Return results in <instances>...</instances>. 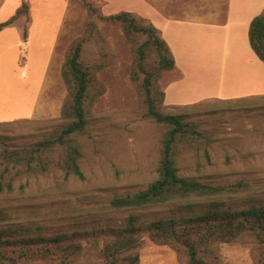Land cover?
Listing matches in <instances>:
<instances>
[{"label": "rangeland", "instance_id": "rangeland-1", "mask_svg": "<svg viewBox=\"0 0 264 264\" xmlns=\"http://www.w3.org/2000/svg\"><path fill=\"white\" fill-rule=\"evenodd\" d=\"M113 1L114 7L121 6L125 8L122 11L146 22L150 21L127 8L140 4L169 16L215 23L225 21L228 8L227 0ZM103 4L100 0H69L63 29L48 65L46 53L51 38L41 36L42 25L49 15L57 25L63 9L59 0L54 8L41 3L31 52L24 47H7L17 39L14 32L0 41V123H10L0 126V139L6 138L13 146L39 139L41 129L60 122L68 96L61 69L70 47L83 36L88 23L96 22L105 42L93 41L87 47V58L98 59L101 50L112 54L110 66L99 74L106 93L95 106L92 124L82 138L83 179H67L59 170L30 174L16 182L13 192L0 193V208L13 222L32 224L46 236L78 235L74 240L83 248L79 264H102L98 250L112 239L110 231L126 227L130 217L147 224L196 216L215 206L236 211L264 207V96L163 106L167 115H184V123L198 134L197 143L180 149V175L222 187V193L194 196L156 208L112 206L113 201L145 190L158 178L166 128L147 118L131 77L133 46L120 24L99 19ZM6 16L7 12H2L0 20ZM19 21L16 25H22L24 31L27 21ZM24 58L28 61L26 74V64L21 62ZM175 71L163 74V89L178 78ZM232 80L237 86L239 81ZM198 81L194 77L187 79L183 98H196L215 88L206 80ZM140 237V264H183L176 251L152 242L147 232ZM258 247L250 236L221 244V264H256L252 253Z\"/></svg>", "mask_w": 264, "mask_h": 264}, {"label": "trees", "instance_id": "trees-1", "mask_svg": "<svg viewBox=\"0 0 264 264\" xmlns=\"http://www.w3.org/2000/svg\"><path fill=\"white\" fill-rule=\"evenodd\" d=\"M93 10L91 5H88ZM94 11V10H93ZM101 21L121 25L134 49L132 81L137 87L147 118L166 128L158 178L145 190L113 201L120 209H147L166 206L194 196L218 195L225 189L202 184L180 175L177 157L180 149L197 143L198 135L184 123V115L163 113L165 90L163 74L177 69L174 53L161 31L151 22L129 12L111 16L98 15ZM25 18L27 26L23 41L28 38L31 6L23 0L16 13L0 23V33ZM70 47L61 69L68 96L61 110L60 122L41 129L39 139L24 146H13L0 139V193L13 192L16 182L30 174L61 171L65 178L83 179L82 138L92 124L95 106L106 93L99 74L112 62V54L101 50L99 58H87V47L96 39L105 42L95 21ZM253 52L264 63V11L256 16L249 28ZM102 45V44H101ZM10 123H0L7 126ZM98 250L102 264H140V235L147 232L151 241L172 248L183 264H221L218 246L240 238L253 237L258 249L252 256L256 264H264V207L232 210L215 206L191 217L169 218L140 224L130 217L126 227L110 231ZM71 236H46L32 224L15 223L0 208V264H79L82 246Z\"/></svg>", "mask_w": 264, "mask_h": 264}, {"label": "crops", "instance_id": "crops-1", "mask_svg": "<svg viewBox=\"0 0 264 264\" xmlns=\"http://www.w3.org/2000/svg\"><path fill=\"white\" fill-rule=\"evenodd\" d=\"M22 1L0 0V14L7 12L6 18L0 20V23L10 19L19 9ZM25 1L31 6V22L27 41H23V27L22 25L17 26V22L0 33V41H5V36L14 32L17 39L13 44L8 43L7 47L9 49L24 47L31 52L33 37L37 35L36 20L40 15L41 3L51 4L54 8L56 0ZM59 1L62 2L63 9L57 17V25L52 23L51 15L47 17L46 24L42 25L41 36L51 38L46 53L47 65L51 61V55L63 29L69 7V0ZM100 1L104 3L102 12L105 16L125 12L122 11L125 8L121 6L120 8L114 7L113 0ZM227 6L226 19L222 23L173 17L151 7L150 9L144 8L140 4L127 8L155 25L174 53L177 66L175 72L179 76L168 84L167 89L164 88L165 104L183 106L209 99L234 100L264 96V63L253 52L249 42L250 24L264 11V0H227ZM28 52L27 55H29ZM20 55L22 57V54ZM21 62L26 64L23 71V74H26L28 61L24 58ZM190 77L199 78V81L206 80L215 88H211L209 92L206 91L204 95L196 98H183L181 94L185 91V83ZM233 78L239 81L237 86H234Z\"/></svg>", "mask_w": 264, "mask_h": 264}]
</instances>
